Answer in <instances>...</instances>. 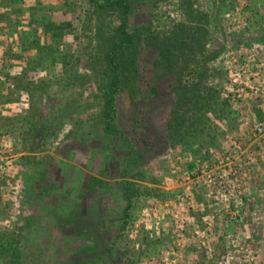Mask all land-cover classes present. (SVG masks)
I'll use <instances>...</instances> for the list:
<instances>
[{"label":"trees","instance_id":"1","mask_svg":"<svg viewBox=\"0 0 264 264\" xmlns=\"http://www.w3.org/2000/svg\"><path fill=\"white\" fill-rule=\"evenodd\" d=\"M82 1L85 4L83 14L86 15L88 23L86 28L90 30L92 22L99 24L95 26L94 40L102 63L98 69H93L92 63H89L88 68H85L88 73L82 74L84 77L89 75L87 78H70L69 72L66 71L65 75L60 76L64 80H60L63 85L71 87L78 83L85 91L92 75L101 109L98 118H92L88 122H91L90 128L85 134L82 132L77 139L82 140L83 134L90 136L92 133L101 137L98 145L99 152L103 154L101 164L104 172L101 176L113 175L114 179L102 180L95 186L90 177L91 181L78 188V184L82 183L79 178H75L74 185L69 172L62 170L59 174L56 171L58 163L54 156L50 155L41 165L39 161H35L33 155L44 152L50 142L56 146L59 144L54 122L46 123L43 120L44 113L38 106L40 99L42 101V98L47 97L46 90L49 85H54V81L36 85L27 80L24 75L26 72L0 74L2 84L10 83L26 94L30 101V109L23 116L25 135L20 136L18 149L19 153H25L20 156V162L24 168L28 166L29 169L19 177L18 216L14 226L0 232V258L6 261L5 264H167L162 257L150 254L152 247L150 248L147 235L134 224L137 219L135 211L145 199L156 197L164 201L174 199L178 193L181 194L176 200L181 213L177 220L179 232L186 226L190 230L188 233L193 234L203 225V228L209 227L216 233L217 230L225 229L233 223L231 220L218 218L220 201L214 196H209L212 190L206 186V180L204 182L195 179L194 174L196 172L202 176V170L205 169L209 157V148L217 145V137L226 134V131L216 124L212 125L211 115L219 116L226 109H230L231 105L229 98L222 96L223 86L214 81L217 75L221 77V74L220 70L212 68L210 63L217 58L220 50H208L207 25L211 23L214 27H222L220 17L229 11L232 4L227 0L209 3L208 14L195 8L192 0H180L186 20L173 22L169 31H160L153 26L156 19L153 15L148 22L138 23L135 18L141 7L153 9L156 4L166 0ZM24 13L22 8L0 0V44L10 58H14V43L11 42L10 45L8 40L17 39L14 30L17 20L15 21L13 16ZM32 13L34 12L28 15V26L33 21V18H30ZM105 19H109V22L101 29ZM40 24L42 31L47 34L52 25H56L46 24L44 16ZM57 26L65 31L64 28L71 24L59 23ZM260 33L251 41L258 42V45L264 48V30ZM30 35L32 34L29 30H22L23 50L32 47L45 49L46 46L38 44V39L31 38ZM243 40L238 37L237 42L242 44ZM146 50L151 51V65L156 76L160 73L161 76L175 77V101L165 123L162 155L168 157L182 152L190 159L186 164L187 182L189 181L186 189L161 190L135 182L146 180L143 174L145 151L132 142L129 133L117 121L118 99L122 95L133 97L140 91L139 74ZM78 52L79 49L70 64L74 69L78 66ZM56 83L60 81L57 80ZM231 132L235 136L236 131L231 129ZM84 143L88 148L87 138ZM62 153L66 155V159L69 153L67 148L61 151ZM30 167L34 168L32 173ZM206 167L208 169V166ZM216 171L218 172V169ZM149 176L150 174L147 175ZM151 181L160 182L152 179ZM2 185L5 188L7 186L0 182V187ZM219 186L221 185H216L213 191L217 192ZM91 198L96 200L91 203ZM208 200L213 204L210 205ZM194 203H197L195 208L198 211L195 214ZM186 213L194 216H189V222L185 221L189 217L183 218ZM181 222L182 226L179 224ZM255 223L251 217L242 218L241 225L245 236L254 235L257 239L256 236L261 235L263 229L256 232ZM130 235L133 237L132 243H127ZM173 244L176 245L175 242ZM188 245L187 250L183 249L184 255L197 256L195 248H191V243ZM242 245L232 247L241 248ZM226 255L225 250L221 249L218 257L203 259L205 261L202 260L201 264H221Z\"/></svg>","mask_w":264,"mask_h":264},{"label":"rangeland","instance_id":"2","mask_svg":"<svg viewBox=\"0 0 264 264\" xmlns=\"http://www.w3.org/2000/svg\"><path fill=\"white\" fill-rule=\"evenodd\" d=\"M4 1L22 8L25 13L13 16L14 20H17L14 29L17 39L8 40V43L10 45L11 42L14 43L12 51L15 59L6 55L5 48L0 44V74L10 72L13 75L26 72L24 75L27 80H31L30 82L36 85L43 82L49 84V80L54 81V85H49L46 90L47 97L42 98V101L40 99L38 106L44 113L43 120L46 123L54 122L59 144L56 146L50 142L44 152L33 155L34 160L39 161L41 165L49 159L50 155L54 156L58 163L56 171L59 174L62 170L69 172L68 175H71L74 185L75 178H79L82 183L78 184L81 186L78 188L84 187V184L91 180L95 186H98L102 180L113 181V175L101 176L104 172L101 164L103 154L98 150L101 137L96 133L90 136L84 135L91 125V122L89 124L88 122L92 118H98L101 109L99 94L92 75L85 86V91L78 83L71 87L63 85L60 80L62 79L60 76L65 75L66 71L69 72L70 78L83 76L84 72L88 73L85 68H88L89 63H92L93 69L99 68L102 60L94 40L95 26L98 23L92 22L90 30L86 28L88 23L86 15L83 14L85 4L82 0ZM216 1L218 0H192L195 8L208 14L209 3H216ZM227 2H230L232 7L221 15L222 27H214L211 23L207 25L208 50L217 52H219L218 49L220 50L217 58L210 63V66L219 69L221 74V77L217 75L214 81L223 86L222 96L229 98L231 105L230 109H226L221 115H211L212 125L216 124L225 130L226 134L217 137V145L209 148V157L206 161L208 169L205 166L202 176L196 172L194 174H196L195 179H201L204 182L206 180L208 189L216 193H211L209 196L222 200L218 218L225 219L236 215L237 219L234 220L235 223L232 221L233 223L227 225V228L219 229L216 233L213 232L214 230L206 231L207 227L203 228V225H199L201 229L193 234L188 233L190 230L186 226H183L184 230L179 232L177 220L181 217V213L176 200L181 194L178 193L174 199L164 201L156 197L145 199L135 211L137 219L134 224L141 231L144 230V235H147L150 248L152 247L150 254L162 257L167 264H201L203 259L211 260L214 256L218 257L221 249L227 254L221 264H238L236 260L240 257L239 247H232V245L247 246L249 256L257 243L263 244L264 248L263 238L261 240L260 235L256 236L257 239L254 235L245 236L241 225L242 218L251 217L256 222V232L264 228V140L251 137L253 123L264 118V48H261L258 42L251 41L264 30V0H227ZM30 12H34L30 15L33 21L28 26ZM151 15L156 18L153 26L160 31H169L173 22L186 20L180 0H166L156 4L153 9L141 7L137 11L135 20L138 23L148 22ZM43 16L46 24H56L52 25L48 34L44 33L40 27ZM108 22L109 19H105L100 28L104 29ZM59 23H69L71 26L65 27L63 31L57 26ZM22 30H29L32 34L30 37L37 38L38 44L46 46L45 49L32 47V49L23 50ZM238 37L244 39L242 44L237 42ZM48 45L50 46L47 47ZM78 49V66L74 69L70 64ZM142 60L139 74L140 91L133 97L122 95L117 101L118 123L129 133L132 142L145 151L143 161L145 173L143 174L146 180L140 179L135 182L161 190L186 189L189 186L186 164L190 159L182 152L168 157L162 155L166 133L165 123L175 101L173 92L175 77L154 74L150 50L144 51ZM93 73L95 74L94 70ZM55 78L60 83L57 84ZM29 105L30 101L26 94L10 83L2 84L0 81V182L7 184L6 188L3 187L4 185L0 187V232L14 226L18 216L19 177L22 172L29 169L28 166L24 168L19 159L25 153L18 151L20 136L25 135L23 116L29 111ZM231 129L236 131L235 136ZM82 132H84L82 140L77 139ZM85 138H87L88 148L83 145ZM236 140L239 141L236 142ZM65 148L69 152L66 159L64 158L66 155L61 154ZM220 161L225 168L223 172L229 174L227 178L224 177L225 187L222 189L226 191L230 189V194L224 199H221V190L213 191L216 186L213 184L214 179L215 183L220 185L219 174L217 175L216 171ZM233 168L237 174H234L233 170L230 172ZM33 169L30 167V173ZM148 174H150L149 177H147ZM148 178L160 180V182L156 183ZM66 183L67 181L64 182L65 185ZM94 198H91V203L96 200ZM208 201L210 205L213 204L210 200ZM229 202V206L224 204ZM194 205V208L197 207V203ZM195 209L193 214L198 212L197 208ZM189 216L186 213L183 218ZM190 217L185 221L189 222ZM179 224L183 225L182 222ZM211 225L208 226L211 227ZM133 233L130 234L133 236ZM185 234L186 237H184ZM131 235L127 243H132ZM174 242L176 245L173 244ZM189 243L193 246L191 248H195L197 256L184 255L183 249L187 250ZM5 263L6 261L0 258V264ZM243 264H264V252L254 256V263L247 259Z\"/></svg>","mask_w":264,"mask_h":264},{"label":"built area","instance_id":"3","mask_svg":"<svg viewBox=\"0 0 264 264\" xmlns=\"http://www.w3.org/2000/svg\"><path fill=\"white\" fill-rule=\"evenodd\" d=\"M251 137L252 138H255V139H263L264 140V118L262 119V120H257V121H255L254 123H253V125H252V127H251ZM217 169H218V172H217V175H218V181L220 182V185H221V187L219 188L218 187V190H221V194H220V196H221V199H224V198H226V197H228V195L230 194V189H228L227 191H225V190H223L222 188H224L225 186H224V181H225V178H227L228 176L227 175H229V174H226V173H224L223 172V170L225 169L224 167H222V163H221V161L219 162V164H218V166H217ZM234 171V168L233 169H231L230 170V172L231 171ZM229 172V173H230ZM234 174H237V171L235 170L234 172H233ZM233 174V175H234ZM225 177V178H224ZM233 179V178H232ZM209 182H211L212 180H208ZM216 181H215V179H214V182H213V184L214 185H217V183H215ZM228 185V184H227ZM217 190V191H218ZM227 192V193H226ZM211 193H212V191H211ZM213 194V193H212ZM221 201V203H222V200H220ZM223 204V203H222ZM225 205H227V206H229V204H230V202L227 204V203H224ZM237 219V216L236 215H233V216H229L228 218H225L224 220H231V221H234V220H236ZM240 219V221H241V218H239ZM206 231H208V232H211V230H210V228L209 227H207L206 228ZM196 232H198V231H196ZM195 232V233H196ZM210 236H212V235H210ZM261 240H262V238H263V240H264V228H263V230H262V232H261ZM239 251H240V253H241V256L240 257H238V259L236 260L237 261V263L238 264H243V262H245V261H247V259L250 261V262H253L254 263V256L255 255H257V254H259V253H262V252H264V248H263V244H260V245H258V244H256L255 246H254V249H253V253L251 254V256H249L250 254L248 253L249 252V249H248V247L247 246H241V248H239ZM246 260H245V259Z\"/></svg>","mask_w":264,"mask_h":264}]
</instances>
